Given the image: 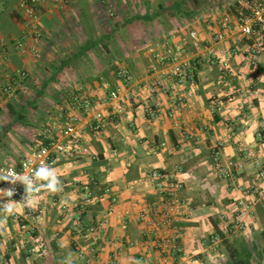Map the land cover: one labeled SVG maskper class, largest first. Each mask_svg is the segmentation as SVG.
Wrapping results in <instances>:
<instances>
[{"label":"crops","instance_id":"0c3cea01","mask_svg":"<svg viewBox=\"0 0 264 264\" xmlns=\"http://www.w3.org/2000/svg\"><path fill=\"white\" fill-rule=\"evenodd\" d=\"M222 1L43 0L33 56L14 50L22 36L32 43L17 0H0V52L6 57L0 60V76L27 70L23 90L36 83L34 101L45 98L51 104L38 107L40 125L27 121L31 114L26 111L33 108H22L20 122L12 117V129L19 126L23 133H16L19 138L7 133L9 152L22 158L47 137L60 138L61 126L44 133L60 121L57 109L68 94L80 90L92 108L73 113L96 155L94 160L89 155L60 158L54 169L63 191L46 192L45 221L31 235L8 222L0 264H61L69 251L75 254L73 264H109L112 259L119 264H264L262 186L250 158V153L260 157L264 168V49L256 66L246 53L264 27L252 38L221 30V17L235 14ZM180 2L186 3L177 9ZM109 5L114 17L107 14ZM190 30L198 36L185 44V58L195 67L192 89L157 58L166 42L179 40L169 39L171 33ZM218 32L223 33L220 40L214 38ZM225 58L229 69H221ZM120 68L129 71L130 80L118 76ZM112 90L119 94L115 102L109 97ZM152 110L158 115L153 117ZM95 112L103 117L98 130L89 127ZM30 143L38 146L16 147ZM215 155L228 168L227 176L215 166ZM154 171L162 180L180 183L172 191L177 210L170 228L160 223L166 192L157 186L160 179L152 178ZM107 186L117 197L114 203L102 195ZM87 193L94 198L84 204ZM143 210L146 216L140 219ZM105 217L91 255L82 233ZM237 221L245 228L234 226ZM165 238L183 252L159 247ZM79 250L92 259L80 258Z\"/></svg>","mask_w":264,"mask_h":264},{"label":"built area","instance_id":"2783aa9c","mask_svg":"<svg viewBox=\"0 0 264 264\" xmlns=\"http://www.w3.org/2000/svg\"><path fill=\"white\" fill-rule=\"evenodd\" d=\"M43 0H17L18 9L23 18V24L25 28L29 31L32 40L31 44H28L26 37L15 40L14 50L22 54H31L36 56L38 53V43L40 38V31L37 29V24L39 21L38 7ZM59 1V0H56ZM63 2H68L70 0H60ZM226 8L235 9L234 16L230 14H224L219 20V27L223 31L237 30L242 36L246 38H252L258 28L264 27V0H223L222 1ZM107 14L109 17L115 16V9L112 5H109ZM177 42L170 45L166 42L165 50L163 54H158L157 58L161 64L168 65V72L178 78L179 82H186L189 89H192L195 84V67L190 64L185 58L186 46L188 41L195 42L198 39L197 32L195 30H190L186 34L178 35L177 32L170 34L169 39L178 38ZM223 33L218 32L214 35L217 40L222 39ZM264 49V34L256 35L253 38V43L249 50L246 52L250 57V64L256 66L258 63V56ZM151 51H153L151 49ZM3 52H0V60H4L6 57ZM221 69H229L228 58L221 61ZM119 77L125 80L131 79V74L126 68H120L117 71ZM28 71L25 69H16L12 74H6L4 77L0 76V99L4 96H10L17 91H22L26 84L28 78ZM80 90H75L70 92L66 98V101L58 106L57 117L59 122L54 123L53 128L59 126L62 127L60 138H50L47 137V141L41 144L36 149L32 150L25 156H23L17 164H10L4 166L0 169L1 175H7L9 172H14L17 174H28L31 175L36 168L41 164H47L51 167H55L60 158H66L68 160L73 159L77 155H89L92 160L96 159V155L91 153L88 146L83 139L80 132L78 124L76 122V117L73 113L74 110L89 112L92 108V100L80 93ZM109 97L112 101H116L119 98L117 90H112L109 92ZM151 115L153 117L157 116V110H152ZM95 123L90 124V128L93 130H98L101 128L103 123V117L101 112L94 113ZM49 130L45 131V135ZM250 158L253 165L257 168V178L261 184L262 197L261 201L264 203V168L261 163L260 157L254 156L250 153ZM215 166L222 171V173L227 176L228 168L223 166L218 156H214ZM153 179L159 178L157 186L165 191V201L160 209L159 215L161 216V224L166 228H170L174 223L173 215L176 212L177 205L172 199V191L174 188H179L180 183L172 184L166 178L162 180L163 176L154 171L151 174ZM0 190H13L14 195L10 198L15 203V211L12 215L7 217V222L0 229V252L6 248L7 243V226L9 221H14L18 224V227L24 233L31 235L35 230L42 226L45 221V204L43 198L46 194V190H42L36 195V200L32 207L27 206L23 201L25 195V188L20 181L12 182L10 178L8 181L2 180L0 182ZM102 195H109L111 202H116L117 197L112 193L110 187H105L103 189ZM94 197L90 193H87L83 198V203L86 204L90 202ZM9 199L6 196L0 197V203L5 202ZM62 208H66L62 205ZM146 216L145 210H143L139 218L144 219ZM107 222L105 217L100 221L97 226H91L84 230L82 233V238L88 242V249L91 255L95 253V246L97 240V230L98 226L103 225ZM234 226L237 228H245L244 223L237 221ZM159 247H171L176 252H183V248L176 241L173 242L171 238H165L158 244ZM78 256L80 258H86L88 261L92 259V256L85 254L83 250H79ZM28 258V256H26ZM164 261H166L164 259ZM109 264H119L118 261L112 259Z\"/></svg>","mask_w":264,"mask_h":264},{"label":"clouds","instance_id":"9594fccd","mask_svg":"<svg viewBox=\"0 0 264 264\" xmlns=\"http://www.w3.org/2000/svg\"><path fill=\"white\" fill-rule=\"evenodd\" d=\"M10 178L12 182H22L25 188L23 201L29 207L33 206L36 195L42 190H46L50 193H59L63 191V184L56 170L47 164H41L31 175L17 174L14 172H9L7 175H0V179L5 181H8ZM13 195V190H0V197L6 196L9 198L5 202L0 203V229L6 224L7 217L12 215L15 211L16 202L10 199ZM61 247H63V245ZM74 255V253L69 251L61 261V264H73L72 258Z\"/></svg>","mask_w":264,"mask_h":264},{"label":"rangeland","instance_id":"374dc122","mask_svg":"<svg viewBox=\"0 0 264 264\" xmlns=\"http://www.w3.org/2000/svg\"><path fill=\"white\" fill-rule=\"evenodd\" d=\"M36 83H31L29 84V88L27 91L23 90V91H18L19 94L13 93L11 99L9 100H5L7 97L4 96L3 98L0 99V106H7L8 103H11L12 106L17 107V108H24V110H27L29 108H33V111H30L26 113L27 114H31V116L29 117V119H27V121L29 122V124H31V126L33 124L35 125H40V116L39 113L41 111H39L38 107H44V108H51V104L50 102H48L47 99L45 98H40L39 101H34V96H33V92L36 89ZM47 104V105H46ZM30 110V109H29ZM53 110V109H51ZM11 122H13L12 119V114L7 110V111H0V141L1 139H3V143H0V169L4 166L10 165V164H17L19 162V159L21 158V156H19V153H11V151L9 152L8 147L6 146V144L4 142H10L12 140H10L11 137L7 138L8 135L7 133L9 132L11 134V136H16L17 138H19L20 134H22V130L20 129V127L18 126V130H14L11 127ZM58 128V127H57ZM57 128L55 129H51L49 130V132H47V135H51L53 132H55L57 130ZM41 128H39L37 131L35 130V134H37V132L40 130ZM15 132V134H14ZM22 132V133H21ZM16 133L19 135H16ZM19 140V139H18ZM20 141V140H19ZM17 145V144H16ZM30 145V146H29ZM23 144L18 147L19 149L21 148L23 150V148H25V150H29V148L34 149L35 147L38 146V144ZM41 145V144H40ZM1 175V173H0ZM1 182V180H0Z\"/></svg>","mask_w":264,"mask_h":264},{"label":"trees","instance_id":"16d2710c","mask_svg":"<svg viewBox=\"0 0 264 264\" xmlns=\"http://www.w3.org/2000/svg\"><path fill=\"white\" fill-rule=\"evenodd\" d=\"M185 3L186 2H180V3L175 4V6H176L177 9H180V8H182L183 4H185ZM7 109L12 114L14 122H20L22 120L23 115H24L23 112H22L23 111L22 108H19V110H17L14 106H12L11 103H8L7 104ZM233 264H244V262L243 261H236V262H233Z\"/></svg>","mask_w":264,"mask_h":264}]
</instances>
